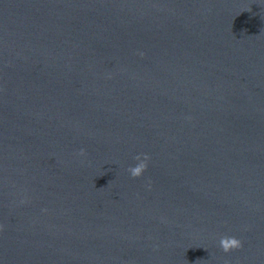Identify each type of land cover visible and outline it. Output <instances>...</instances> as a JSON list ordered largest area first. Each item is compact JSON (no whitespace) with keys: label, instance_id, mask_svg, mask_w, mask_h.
<instances>
[{"label":"water","instance_id":"water-1","mask_svg":"<svg viewBox=\"0 0 264 264\" xmlns=\"http://www.w3.org/2000/svg\"><path fill=\"white\" fill-rule=\"evenodd\" d=\"M0 224V264H264L261 0H0Z\"/></svg>","mask_w":264,"mask_h":264},{"label":"clouds","instance_id":"clouds-1","mask_svg":"<svg viewBox=\"0 0 264 264\" xmlns=\"http://www.w3.org/2000/svg\"><path fill=\"white\" fill-rule=\"evenodd\" d=\"M261 4L264 5V0H261ZM141 55H143V53H141ZM85 151L86 150L82 148L79 150V154L84 155ZM135 159L138 161V163L133 166H129L128 172L130 173L131 177L138 178L143 176L147 170L151 157L147 153H141L138 154ZM3 227L4 225L0 224V230H3ZM219 247L223 252L227 253L233 251L234 249L243 247V242L236 236L223 235L219 239Z\"/></svg>","mask_w":264,"mask_h":264}]
</instances>
